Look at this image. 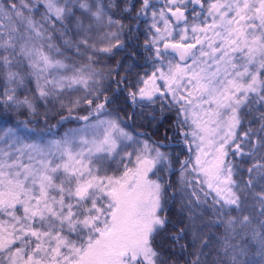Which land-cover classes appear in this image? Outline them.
<instances>
[{"label":"snow or ice","instance_id":"snow-or-ice-1","mask_svg":"<svg viewBox=\"0 0 264 264\" xmlns=\"http://www.w3.org/2000/svg\"><path fill=\"white\" fill-rule=\"evenodd\" d=\"M0 264H264V0H0Z\"/></svg>","mask_w":264,"mask_h":264},{"label":"trees","instance_id":"trees-1","mask_svg":"<svg viewBox=\"0 0 264 264\" xmlns=\"http://www.w3.org/2000/svg\"><path fill=\"white\" fill-rule=\"evenodd\" d=\"M17 119H19V120H25V119H27V117H25L24 115H20L19 117H17ZM37 119H40V118H37ZM50 123L51 124H55L56 123V120L55 119H52V120H50ZM75 125L76 124L74 122H72V123H65L63 126H61V127L58 128V132H63L65 129L70 128V127H73ZM30 126L31 127H34V128H37L38 130H40V129H43L44 124L42 122L40 124L33 123ZM139 130L140 131H143L144 129L143 128H140ZM177 150H179V149H177ZM176 210H177L176 206H172L170 215H172L173 218H175Z\"/></svg>","mask_w":264,"mask_h":264},{"label":"rangeland","instance_id":"rangeland-1","mask_svg":"<svg viewBox=\"0 0 264 264\" xmlns=\"http://www.w3.org/2000/svg\"><path fill=\"white\" fill-rule=\"evenodd\" d=\"M76 126H77V125H75V126H73V127H76ZM70 128H72V127H70ZM67 129H68V128H67ZM67 129H65L64 131H66ZM64 131H63V132H64ZM63 132H60V133H63Z\"/></svg>","mask_w":264,"mask_h":264}]
</instances>
